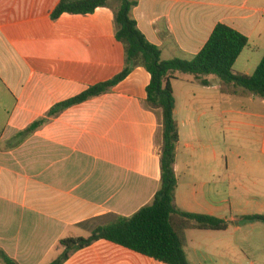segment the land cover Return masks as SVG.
<instances>
[{"label": "crops", "instance_id": "crops-1", "mask_svg": "<svg viewBox=\"0 0 264 264\" xmlns=\"http://www.w3.org/2000/svg\"><path fill=\"white\" fill-rule=\"evenodd\" d=\"M60 1L0 0V250L16 264L53 262L62 239L132 216L160 189L162 116L146 103L143 67L61 108L124 69L118 2L53 20ZM131 1V19L164 61L194 59L217 24L248 40L234 74L252 76L264 57V0ZM203 79L208 86L189 75L171 82L175 205L229 225L186 230L185 256L189 264H264V222L243 220L264 216V98ZM63 264L163 263L99 240Z\"/></svg>", "mask_w": 264, "mask_h": 264}, {"label": "trees", "instance_id": "trees-1", "mask_svg": "<svg viewBox=\"0 0 264 264\" xmlns=\"http://www.w3.org/2000/svg\"><path fill=\"white\" fill-rule=\"evenodd\" d=\"M112 0H61L51 14L56 20L62 14L87 15L103 8ZM118 8L114 14L115 38L125 49V67L112 80L95 85L79 96L61 105L64 108L106 93L125 79L135 67H143L150 75L146 87V103L160 109L162 116V149L160 157V189L150 205L141 208L128 218H117L108 225L96 227L87 238L62 239L61 255L49 264H63L71 251L89 247L104 240L163 264H189L184 247V232L189 229L200 231H224L228 222L208 215L180 211L175 205L177 179L174 173L176 148L179 143L178 126L174 118L175 99L171 82L181 75H189L202 86L209 83L204 76H213L224 84L264 98V57L252 76L233 73V66L241 52L248 46L245 36L232 28L217 24L209 39L191 61L161 59L160 50L150 44L137 29L130 11L136 5L131 0H115ZM54 110L49 112L53 115ZM43 121L31 125L26 133L33 132ZM246 222H264V216H248ZM3 264H16L0 250Z\"/></svg>", "mask_w": 264, "mask_h": 264}, {"label": "rangeland", "instance_id": "rangeland-1", "mask_svg": "<svg viewBox=\"0 0 264 264\" xmlns=\"http://www.w3.org/2000/svg\"><path fill=\"white\" fill-rule=\"evenodd\" d=\"M206 264H211L210 262H207Z\"/></svg>", "mask_w": 264, "mask_h": 264}]
</instances>
